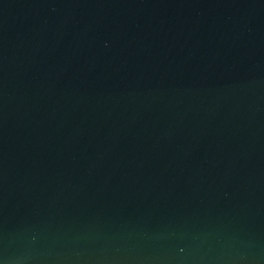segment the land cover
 <instances>
[{
    "label": "water",
    "instance_id": "obj_1",
    "mask_svg": "<svg viewBox=\"0 0 264 264\" xmlns=\"http://www.w3.org/2000/svg\"><path fill=\"white\" fill-rule=\"evenodd\" d=\"M0 264H264V0H0Z\"/></svg>",
    "mask_w": 264,
    "mask_h": 264
}]
</instances>
